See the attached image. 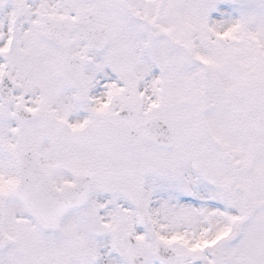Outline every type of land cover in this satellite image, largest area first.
<instances>
[{
    "label": "snow or ice",
    "instance_id": "1",
    "mask_svg": "<svg viewBox=\"0 0 264 264\" xmlns=\"http://www.w3.org/2000/svg\"><path fill=\"white\" fill-rule=\"evenodd\" d=\"M0 264H264V0H0Z\"/></svg>",
    "mask_w": 264,
    "mask_h": 264
}]
</instances>
